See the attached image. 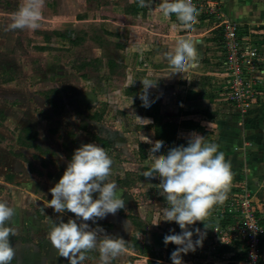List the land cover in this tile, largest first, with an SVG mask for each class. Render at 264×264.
I'll return each mask as SVG.
<instances>
[{
	"label": "rangeland",
	"instance_id": "1",
	"mask_svg": "<svg viewBox=\"0 0 264 264\" xmlns=\"http://www.w3.org/2000/svg\"><path fill=\"white\" fill-rule=\"evenodd\" d=\"M19 2L0 0V201L6 202L15 213L5 225L15 230V235L10 236L15 252L11 264H69L52 246L48 232L61 218L66 222L69 217H75L69 212L57 214L47 207L52 198L49 189L58 183L68 164L64 159L66 152L62 144L71 146L73 150L80 138L83 142L78 146L92 143L90 133L83 134L79 128L89 121L87 117L93 113H102L104 123H87L91 126L88 130L110 142L105 148L113 161L109 181L116 182L117 195L124 200L125 206L115 215L109 214L96 223L89 221L90 227L99 226L107 234L122 238L125 240L124 246L129 245L130 238L136 234L141 243L149 242L163 260L147 261L124 248L125 251L111 259L110 264H173L170 256L178 246L174 243L166 246L163 239L173 229L176 234L182 230L175 222L161 220L158 226L153 225L157 217L163 219V211L168 204L159 194V177L147 178L145 175L150 169V147L145 149L146 160L137 155L138 144L142 142H139L140 135L135 133L139 123L136 116L144 115L123 91L130 81H134L132 79L135 76L134 86L144 92L141 81L143 75L149 73L148 68L143 66L148 51L134 52L136 58L133 64L126 60L125 45L134 39L125 34V29L121 35L111 32L110 41L102 40L104 29L96 21L95 5L89 6V0H86L88 8L80 10L79 0H45L38 29L13 30L10 28L12 14L18 10ZM223 4L224 1L218 0L217 8L220 9ZM203 24H193L191 29H187L191 37L206 35L205 31L208 32L210 25ZM238 28L249 32L242 27ZM256 36L261 37L263 34ZM77 37H81L82 41L73 46L71 41ZM90 59H100L101 67L98 70L90 67L77 69L80 63ZM109 60L118 62L113 73L107 67ZM214 64L219 66L218 63ZM160 68L161 74L167 79L162 83L166 90L163 93L164 100L160 99L161 115L165 121L179 124L186 104L179 99L181 91L171 93V90L175 83L192 76V69L186 64L185 71L173 75L169 65ZM150 72L155 75L159 73ZM9 78L13 80L4 83ZM217 92L221 94L217 110L237 114L240 119L238 126L244 115L254 110L255 105L245 108V113L241 112L225 100L221 88ZM200 108L204 107L200 105ZM194 118L200 123L209 122L202 116ZM215 118L213 116L217 127L211 129L206 125V128H210L208 132H217L204 136L205 141L217 144L219 151L225 153L228 151L224 146L228 141L229 123ZM249 119V123L254 125L258 117L252 115ZM26 127L38 133L37 144L42 148L41 153L16 144L18 131ZM143 135L149 138L152 136L147 132ZM233 144L232 150L237 151L240 146L238 143ZM120 181H126L129 186L122 187ZM242 182L246 183L245 180H231L233 186H239ZM219 206L210 210L207 220L219 216ZM131 218L141 223L139 230L132 225ZM197 224L189 226V230L195 233L196 228L201 229L203 239L209 240L205 243L206 248L222 243L213 231L212 234L206 233V228ZM97 231L100 229L97 228ZM199 238L194 234V241ZM206 248L202 251L208 252ZM195 254L191 251L182 254L183 264H194ZM85 255L82 264H100L98 250L88 251Z\"/></svg>",
	"mask_w": 264,
	"mask_h": 264
},
{
	"label": "clouds",
	"instance_id": "2",
	"mask_svg": "<svg viewBox=\"0 0 264 264\" xmlns=\"http://www.w3.org/2000/svg\"><path fill=\"white\" fill-rule=\"evenodd\" d=\"M44 3L45 0H20L18 10L12 14L10 28L38 29ZM148 3L150 0H139L141 6H147ZM159 11L165 17L175 14L185 29L192 28L197 14L192 0H162ZM196 56L193 41L186 37H178L165 53L173 75L185 71L186 64L191 67ZM141 82L144 92L140 99L144 107H150L148 89L155 85L148 79ZM134 83L130 81L129 86ZM136 118L143 127L151 123L149 119ZM140 139L151 145L150 169L145 175L147 178L159 177V194L168 204L164 208L163 219L157 217L153 225L158 226L161 220L179 225L182 232L176 234L174 229L171 230V234L164 236L163 242L166 246L170 243L178 246L170 259L173 264H183L182 254L195 252L198 246H203L201 229L196 228L194 233L189 230V226L198 221L204 222L210 210L222 205L227 199L232 180L231 163L219 151L217 144L206 142L199 133H191L186 146H175L161 154L157 153H160L163 141L153 142L142 133ZM112 164L104 148L95 143L82 144L74 151L58 183L49 189L52 198L47 207L57 214L69 212L75 217H69L66 222L61 218L48 232L52 246L69 264H82L86 259L85 253L91 250H98L100 264H110L111 259L125 251V240L107 234L99 226L97 228L100 231H97L88 223H96L109 214L115 215L125 206L124 200L117 195L116 182L109 181ZM153 173L156 175L153 176ZM14 214L12 207L0 201V264H11L15 255L10 242L15 230L5 226ZM205 228H208L206 224ZM194 234L201 238L194 241ZM250 256L256 261L255 252L250 253Z\"/></svg>",
	"mask_w": 264,
	"mask_h": 264
},
{
	"label": "crops",
	"instance_id": "3",
	"mask_svg": "<svg viewBox=\"0 0 264 264\" xmlns=\"http://www.w3.org/2000/svg\"><path fill=\"white\" fill-rule=\"evenodd\" d=\"M221 1H224V4L220 7V11L227 20L246 30L257 31L258 34L262 33L263 36L261 37L264 39V0ZM161 3L162 0H150L147 6H141L139 0H135V2H133V0H89V6H92V4L95 5L93 9L96 21L104 29V32H102V40L110 41V39H112L110 37L111 32H118L121 35L124 33L123 29H125V34H129V36L134 39L132 42L125 45V50L127 52L126 60H130L133 64H135L136 58L134 52L139 50L148 51L146 56H144L143 66L148 68L149 73L144 74L142 80L148 79L155 85L148 89L149 97L155 95L158 99L164 100L165 97L163 93L166 87H164L162 83L167 79L161 74L162 70L160 67L168 65L165 53L178 37L191 38L197 53L196 59L191 62L190 68L192 70L190 71L192 76L182 80V82L175 83L171 93L172 91L173 93L175 91H181L179 99L182 103L186 104L183 108V114H181L182 120L191 119L198 122L194 117L202 116L209 120V122L198 123L207 131H209L210 128H206V125L211 127V129L217 127L215 122H213V116L221 118L222 121L226 120L227 123H229L228 141L224 146V148L226 147L228 149V151H224L225 158L231 163L232 175L235 176L237 180H245L252 189L254 201L261 211V217L264 222V91L258 103L253 107L254 110L244 115L240 126L237 125L238 120H240L237 114H231V112L227 110H217V103H219V96L221 95L217 91L220 88L222 89V75L219 71L220 69L218 66V68L214 66L217 65L214 63H216L217 54L220 52L218 42L215 40V37L212 36L213 33L209 29H207L208 32L205 31L206 35L199 34L197 36L194 35V38L191 37L192 34L187 31V29L183 28L179 23L172 21L170 16L165 17L159 11V5ZM79 5V10L81 8H88L86 0H79ZM125 8L133 10L134 13L125 14ZM173 25H175V27H173ZM157 52H159L160 55H157ZM162 60L163 63L161 64ZM114 63L116 66L118 65L116 60H114ZM150 71H157L159 73L155 75ZM132 80L136 81V77L134 76ZM126 87L135 86L133 84L132 86ZM188 94L190 99L186 98ZM200 105L204 108H200ZM201 109L205 110L203 111ZM206 111H209V113ZM227 113L230 114L225 116ZM252 115L258 117L254 125L249 123L251 120L249 117ZM141 118L149 119L152 123V120L148 117L142 116ZM87 123L89 125L90 123L94 125L99 124V122L95 121H86V131L81 129H79V131L83 134L86 132L94 134L92 131L88 130L91 126ZM151 123L143 127V124L139 122L135 133L136 135L143 134L144 132L150 133L152 135L150 139L154 142L153 131L149 129ZM216 132L217 131L214 130V133L210 132V135L207 136L214 135ZM94 135L105 140L108 144L110 143L101 135ZM78 142L82 143L83 140L80 138ZM139 142H142L140 136ZM233 142L238 143L240 147H244L242 151L240 147H238L237 151H233V148H231L234 145ZM144 144L151 147L148 143ZM78 145H76L77 148L81 146ZM70 147L69 149L72 150V147ZM76 147L73 151L76 150ZM146 158L142 160H146ZM64 159L69 162L66 157H64ZM211 216H213V214H211ZM205 222L213 223L212 227L204 229L206 233L211 232L212 234L213 228L218 223V217L210 221L205 219ZM197 225L201 228H205V226L200 225L199 221ZM221 225L223 226L224 224ZM206 241L209 240L203 239V246L197 247L194 264H238L242 260L243 250L237 243L222 244L220 242V244L216 243V246H208L206 248ZM213 241L215 242V239H213ZM145 244L151 246L149 242H145ZM204 248H206L208 252L202 251ZM204 253H206V255ZM262 256V264H264V240L262 242ZM138 257L145 258L147 261L163 262L162 259L154 260L149 257ZM164 263L171 264L169 262Z\"/></svg>",
	"mask_w": 264,
	"mask_h": 264
},
{
	"label": "built area",
	"instance_id": "4",
	"mask_svg": "<svg viewBox=\"0 0 264 264\" xmlns=\"http://www.w3.org/2000/svg\"><path fill=\"white\" fill-rule=\"evenodd\" d=\"M197 9L193 24H209L212 33L220 38L216 63L221 70L223 95L241 112L257 104L264 91V40L257 31H240L227 20L218 7V1L192 0ZM203 17V18H202ZM202 18V19H201ZM218 223L213 228L223 244L237 243L243 250L238 264H262L264 222L256 206L250 186L242 182L230 185L225 202L217 210ZM225 220L226 224L221 225ZM255 252L253 261L250 253Z\"/></svg>",
	"mask_w": 264,
	"mask_h": 264
},
{
	"label": "trees",
	"instance_id": "5",
	"mask_svg": "<svg viewBox=\"0 0 264 264\" xmlns=\"http://www.w3.org/2000/svg\"><path fill=\"white\" fill-rule=\"evenodd\" d=\"M124 13L132 14L134 13V11L131 9L125 8ZM170 19L172 21L179 23L175 14L170 15ZM55 34L60 35L59 33H55ZM213 34H216V31H213ZM214 37H215V40L219 42L220 38L217 36H214ZM46 39L49 40L48 37H46ZM80 41H82V38L77 37L71 41V44L75 46V45H78ZM101 65H102V62L100 59H90V60H84L82 63H80L77 69L83 70L85 68L90 67L94 70H98L99 67H101ZM107 67L109 71L113 73L116 65L114 61L109 60L107 62ZM12 80H13L12 78L6 79L4 80V83L10 82ZM123 91L126 97L134 101V104L137 105V107L142 111L143 115L152 120V123L149 126V129L153 131L154 142L157 140L164 142L160 150V153H157V154L165 153L167 150L175 146H179V145L186 146L187 139L189 138L190 134L193 132L199 133L200 135H203V136L210 135V132H208L203 126H201L198 122L191 120V119L182 120L179 124H176L171 121H165L161 115V109H160L161 101L156 96L154 95L150 96L149 100L151 101V106L144 107L143 102L140 99V95L143 94V92H140L136 87H126L124 88ZM186 98L190 99L189 94L187 95ZM87 119L90 121L104 123L102 113H93L89 115ZM79 129L86 131V124H82ZM89 138L92 143H95L96 145L104 149L108 147V143L105 140L97 137L94 134H89ZM37 141H38V133L35 131H32L28 127L22 128L20 131H18V134L16 136V144L19 147L30 149V150H33L34 152L41 153L42 148L37 144ZM62 146L64 147V150L66 152L65 154L66 159L70 161L72 155L74 154V151L70 150L66 144H62ZM146 148H149L147 144H144V143L138 144L137 155L139 156L140 159L146 158V151H145ZM232 180L237 181V179L233 175H232ZM119 184L122 187L129 186V184L126 181H123V182L120 181ZM225 222H226L225 220H222L221 224H225ZM131 223L138 230L142 226L141 223L135 218H131ZM204 223L208 227L213 226L212 222H205V221L200 222V225L205 226ZM124 248L130 251H133L138 256L149 257L154 260H161V255L158 254L156 251H154L150 245L141 243L139 239L137 238L136 234L130 238V244L124 246Z\"/></svg>",
	"mask_w": 264,
	"mask_h": 264
}]
</instances>
